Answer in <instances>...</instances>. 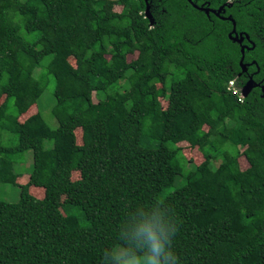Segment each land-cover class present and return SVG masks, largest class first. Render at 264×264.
<instances>
[{"label":"trees","instance_id":"trees-1","mask_svg":"<svg viewBox=\"0 0 264 264\" xmlns=\"http://www.w3.org/2000/svg\"><path fill=\"white\" fill-rule=\"evenodd\" d=\"M0 184V264H264V0H0Z\"/></svg>","mask_w":264,"mask_h":264},{"label":"rangeland","instance_id":"rangeland-1","mask_svg":"<svg viewBox=\"0 0 264 264\" xmlns=\"http://www.w3.org/2000/svg\"><path fill=\"white\" fill-rule=\"evenodd\" d=\"M46 64H47V58L42 61L40 68H37L35 70L36 76H38V78H40V80L43 82L45 88H44L43 94L40 96V98L37 102V105H35L36 108L34 107L33 111H30L31 113H29V115H32V113H35L37 111V109L39 108L40 114L43 116V118H45L44 119L45 122L46 123L49 122V123H47V125L50 126L51 128H55L56 124L54 123L53 119L51 118V108L53 106V101H54V98H53L54 81L49 82L46 78V75H44V72H45L44 66ZM94 101H96L95 98H94ZM166 103L167 102L162 101L163 107H165ZM9 106L12 107V103H10ZM49 118L52 120V123H50V120H48ZM22 120L23 119H20L19 121H22ZM6 137L3 140V142H1V143L8 144V145H12L15 143L16 140H13L11 138V136L9 137V139H6ZM80 139L81 138L77 136L78 143L81 142ZM179 145L183 148V154L188 161V166H191L192 164H197L200 162V155L201 154L198 150L193 149V148H189V146L186 143H180ZM22 157L25 160L29 159L28 162L31 161V164H32V152L31 151H27V152L23 153ZM241 164H242V166L245 165L243 161H241ZM21 166H22V164H21ZM73 178L74 179L78 178V174L74 173ZM0 199L7 201L9 203L18 202V200H19L18 188L15 186L9 185V184H0ZM131 262L132 261L128 262L127 264H131ZM143 264H145V263H143Z\"/></svg>","mask_w":264,"mask_h":264},{"label":"water","instance_id":"water-1","mask_svg":"<svg viewBox=\"0 0 264 264\" xmlns=\"http://www.w3.org/2000/svg\"><path fill=\"white\" fill-rule=\"evenodd\" d=\"M188 2H191V0H188ZM200 10H203L205 13H215L216 15H218V13H216V12H214L213 10H211V9H209V8H203V7H200L199 8ZM145 15H146V17H148V18H150L149 17V6L147 5L146 6V9H145ZM235 33V23L233 22V29H232V31L229 33V38L232 40V41H235V42H237V43H241L242 42V39H243V35L241 34L239 37V39H236V38H233L232 37V34H234ZM244 49H245V47H243L242 46V48H241V59H240V62H239V64H240V66H241V68H242V70L243 71H245L246 70V67H245V65H243L242 64V62H243V57H244ZM251 87H253V81H252V79L250 78L249 79V81L247 82V84L244 86V88H242V90H240L241 91V95L243 96V97H245L246 95H247V93L249 92V90L251 89Z\"/></svg>","mask_w":264,"mask_h":264},{"label":"clouds","instance_id":"clouds-1","mask_svg":"<svg viewBox=\"0 0 264 264\" xmlns=\"http://www.w3.org/2000/svg\"><path fill=\"white\" fill-rule=\"evenodd\" d=\"M149 236L152 240V255L148 257L147 264H158L157 256H159L163 252V245L151 231H149ZM132 264H135V262H132Z\"/></svg>","mask_w":264,"mask_h":264},{"label":"built area","instance_id":"built-area-1","mask_svg":"<svg viewBox=\"0 0 264 264\" xmlns=\"http://www.w3.org/2000/svg\"><path fill=\"white\" fill-rule=\"evenodd\" d=\"M228 90L231 91L233 94H237L240 99H243V96L241 95V91L235 87L234 82H229Z\"/></svg>","mask_w":264,"mask_h":264},{"label":"flooded vegetation","instance_id":"flooded-vegetation-1","mask_svg":"<svg viewBox=\"0 0 264 264\" xmlns=\"http://www.w3.org/2000/svg\"><path fill=\"white\" fill-rule=\"evenodd\" d=\"M240 35H241V34H240ZM240 35H239V36H240ZM242 37H243V36H242ZM239 38H240V37H238V39H239Z\"/></svg>","mask_w":264,"mask_h":264}]
</instances>
